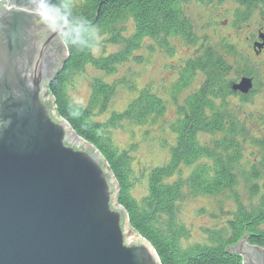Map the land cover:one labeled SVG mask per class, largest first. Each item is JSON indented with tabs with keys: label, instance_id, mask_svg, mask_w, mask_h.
Masks as SVG:
<instances>
[{
	"label": "trees",
	"instance_id": "16d2710c",
	"mask_svg": "<svg viewBox=\"0 0 264 264\" xmlns=\"http://www.w3.org/2000/svg\"><path fill=\"white\" fill-rule=\"evenodd\" d=\"M82 1V7L74 12L84 16L99 32L114 38L117 36L111 31L114 25L130 19L132 33L122 50L106 56H93V49L76 52L66 47L67 59L48 84L57 116L102 156L117 184V205L124 210L129 227L153 247L160 264H242V259L230 252V248L244 235L250 245L264 248V154L247 170L249 193L256 198L255 204L250 208L238 205L229 213L225 229L206 233V243L182 247L181 240L188 234L187 229L177 222L178 203L186 196H216L232 191L237 184L241 147L246 138L244 127L226 113L225 104L217 105L216 101H223L231 86L224 83L230 70L228 58L239 63L240 56L224 40L217 48L205 43L198 56L184 64L181 81L174 89L170 88L169 94L182 88L194 72H203L205 80L179 106V118L172 126L176 141L170 148L167 164L148 172L146 195L135 200L130 193L133 181L128 149L117 150L109 137V130L122 121L133 125L146 124L162 115L164 103L146 88L139 91L120 113L96 121L93 115L106 110L116 84L94 79L84 108L71 103L67 89L73 76L87 66L110 74L144 38L185 34L188 40L191 39L190 23L181 11L185 0ZM237 1L245 6L264 4V0ZM201 136H210L212 140L202 142ZM257 143L264 150V141ZM181 167L189 169L185 177L180 175Z\"/></svg>",
	"mask_w": 264,
	"mask_h": 264
},
{
	"label": "water",
	"instance_id": "95a60500",
	"mask_svg": "<svg viewBox=\"0 0 264 264\" xmlns=\"http://www.w3.org/2000/svg\"><path fill=\"white\" fill-rule=\"evenodd\" d=\"M66 59L34 18L0 20V264H160L128 226L103 158L56 114L48 84ZM246 238L230 252L264 264Z\"/></svg>",
	"mask_w": 264,
	"mask_h": 264
},
{
	"label": "rangeland",
	"instance_id": "374dc122",
	"mask_svg": "<svg viewBox=\"0 0 264 264\" xmlns=\"http://www.w3.org/2000/svg\"><path fill=\"white\" fill-rule=\"evenodd\" d=\"M73 3L74 9L83 5L82 0H73ZM181 11L190 23L191 39L188 40L185 34L144 38L138 48L131 51L130 56L117 64L110 74L85 67L73 76L67 94L74 106L84 108L87 107L94 79L116 84L106 110L93 115L96 121H104L111 114L120 113L139 91L146 88L164 103L162 115L146 124L133 125L122 121L109 130L116 149H128L133 181L130 193L139 201L146 195L148 172L156 166L166 165L169 160L170 148L176 141L172 126L179 118V106L205 80L203 72H194L182 88L169 94L170 88L174 89L180 83L184 64L189 59H195L205 43L217 48L219 42L225 40L232 45L240 56V62L228 58L230 70L224 83L231 86L223 101L217 100L216 104H225L226 113H230L244 127L246 138L241 147L238 180L232 191L216 196H186L178 203L177 222L187 229L188 234L180 244L190 247L195 243H206V233L225 229L229 213L235 211L238 205L250 208L256 202V198L249 193L246 177L251 164L257 163L264 154L257 143L264 141V47H256L262 42L259 35L264 37V4L245 6L237 0H185ZM111 31L117 36L113 38L98 31L93 56H106L122 50L131 36L132 22L125 19L114 25ZM242 78L251 80L252 87L247 93L232 89ZM200 140L210 142L212 138L201 136ZM132 146L135 148L132 149ZM188 173L189 169L181 167L182 177ZM246 241L248 243L247 238Z\"/></svg>",
	"mask_w": 264,
	"mask_h": 264
},
{
	"label": "clouds",
	"instance_id": "9594fccd",
	"mask_svg": "<svg viewBox=\"0 0 264 264\" xmlns=\"http://www.w3.org/2000/svg\"><path fill=\"white\" fill-rule=\"evenodd\" d=\"M20 15L34 18L42 30L55 34L70 50L84 52L98 43V29L74 12L73 0H0V20Z\"/></svg>",
	"mask_w": 264,
	"mask_h": 264
},
{
	"label": "bare ground",
	"instance_id": "6f19581e",
	"mask_svg": "<svg viewBox=\"0 0 264 264\" xmlns=\"http://www.w3.org/2000/svg\"><path fill=\"white\" fill-rule=\"evenodd\" d=\"M62 66H63V64H62ZM61 69H62V67H61ZM63 120V119H62ZM141 238V237H140ZM142 239V238H141ZM144 240V239H143ZM146 241V240H145ZM147 242V241H146ZM151 248H152V250H154L153 249V247L151 246ZM154 253H155V251H154ZM156 254V253H155ZM156 256H157V254H156ZM158 258V257H157ZM159 260V259H158Z\"/></svg>",
	"mask_w": 264,
	"mask_h": 264
}]
</instances>
